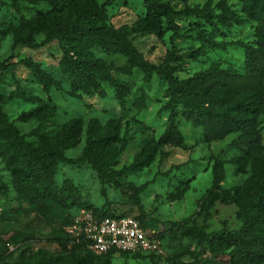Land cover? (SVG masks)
<instances>
[{
  "label": "trees",
  "instance_id": "obj_1",
  "mask_svg": "<svg viewBox=\"0 0 264 264\" xmlns=\"http://www.w3.org/2000/svg\"><path fill=\"white\" fill-rule=\"evenodd\" d=\"M15 9L17 26L9 31L13 36L11 50L17 48L40 50L55 43L59 51L56 74L28 59L14 62L11 54L0 62V84L7 75L13 77L17 65H22L31 74L32 82L45 95V99L16 89L8 96L0 93V160L10 177L8 187L17 202L18 215L33 214L49 228L51 240L65 254L38 260L21 252L14 263L0 256V264H110L115 252L95 256L81 245H69L65 227L72 214L81 208L95 216L121 217L126 214L111 212L105 201L99 209L82 200L80 191L70 180L57 184L55 176L60 165L81 168L85 165L95 172L102 195L111 186L126 197L137 209L134 218L143 228L153 229L140 201L146 184L136 186L125 181L128 175L148 168L158 156L168 157L164 148H185V140L178 129L179 119L188 122L202 132L201 142L209 144L236 134L229 146L238 154L229 161L214 158L211 164V183L198 201V213L209 218L216 203L231 202L236 207V230H221L205 233L202 227L171 222L170 226L184 229L193 235L198 251L187 261L165 260L164 264H264V145L261 144L260 128L264 127V0H235L238 9L221 0L213 4L207 0L201 7L189 6L187 0H142L144 13L131 25L113 27L107 23L106 5L111 0L97 4L96 0H9ZM181 2L177 9L174 3ZM36 7L46 5L25 17L20 4ZM250 24L253 28L252 43L226 41L227 33L236 26ZM170 33L171 46L159 64L147 61L133 44L132 38L139 35H155L161 38ZM42 37L37 41V37ZM175 40L189 41L194 45L184 53L174 45ZM235 47L242 51L241 72L231 66L223 68L213 62L192 75L180 79L190 62H199L208 52H226ZM119 57L118 67L107 59ZM134 70L141 72L144 85L153 79L164 85V102L158 114H165L163 131L158 138H149L134 153L128 165L117 168L118 158L129 143L121 118H110L100 123L96 118L88 120L84 128L79 117H69L53 130H47L56 115L57 107L50 99L51 89L63 90L66 95L81 99L82 96L105 97L106 85L119 107L124 108L131 93L130 85L115 75L129 76ZM16 87L18 82L15 81ZM132 103L137 111L146 108L145 93ZM20 99L33 107L18 116L22 123L33 120L36 127L29 141L9 121L3 106ZM84 138L81 153L76 158H67L65 152L77 147ZM236 167L237 174L249 176L240 186L224 190L225 164ZM168 175V172L166 173ZM189 189V181H179L167 195L169 202L179 201ZM169 223V222H167ZM161 240V233H158ZM26 237L13 232L4 240L7 246L18 247ZM122 257L142 258L140 255L119 253ZM153 256V255H145ZM153 259V258H151ZM157 260V259H156ZM154 260L151 264H158Z\"/></svg>",
  "mask_w": 264,
  "mask_h": 264
},
{
  "label": "rangeland",
  "instance_id": "obj_2",
  "mask_svg": "<svg viewBox=\"0 0 264 264\" xmlns=\"http://www.w3.org/2000/svg\"><path fill=\"white\" fill-rule=\"evenodd\" d=\"M107 0H96L97 4H102ZM207 0H187L189 6L201 7ZM214 3L221 0H211ZM228 5L238 9L235 0H224ZM175 8H182L181 2L174 3ZM46 5L41 4L31 7L25 4L19 5V10L25 17L31 16L34 11L44 10ZM107 23L117 28L123 25H131L144 13L142 0H111L106 5ZM15 9L9 0H0V62L8 58L11 54L15 56L14 62L21 59H28L40 64L43 69L58 77L56 74L59 51L55 43L48 45L40 50H28L17 48L11 50L13 36L8 33L17 26ZM42 37H37L40 41ZM133 44L142 53L144 58L153 63L159 64L164 53L170 49V33H165L161 38L155 35H137L132 38ZM226 41L252 43L253 28L250 24L236 26L231 29L226 37ZM173 45L182 53L188 46L194 45L189 41L175 40ZM107 61L118 67L123 60L119 57H112ZM217 62L223 68L231 66L237 72H241L242 51L235 47H230L226 52H208L199 62H190L185 74H178V78H186L193 73L206 69L210 63ZM118 79L126 81L131 88L130 95L126 98L125 107H119L114 100L112 91L106 86V95L103 98L92 96H82L81 99L71 98L66 95L67 85L63 80V90L51 89L50 99L57 107L56 115L49 124L47 130H53L69 117H79L84 128L91 118H96L101 124L110 118H121L124 127L120 130V136L126 132L129 138L128 146L118 158L117 168L128 165L134 153L149 138H158L163 131L166 115L158 114L161 104L164 102L162 96L164 85L153 79L149 85H144L141 80V72L134 70L131 75L123 76L116 74ZM15 81L18 82L16 87ZM142 88L145 93L146 108L137 111L132 103L140 96L138 89ZM16 89L30 93L45 99V95L40 88L32 82L30 72L22 65H17L13 71V77L7 75L0 84V93L8 96ZM33 106L20 100L13 99L3 106V111L10 122L23 134L27 140L34 138L30 132L36 127L33 120L22 123L18 121V116L26 112ZM178 129L184 137L185 148H164L168 153L166 159H159L157 156L154 162L140 173L128 175L125 181L132 182L136 186L146 184L145 189L140 194V201L143 209L150 220L149 224L157 232L161 233L162 255L143 256L133 258L131 256L122 257L118 254L110 258V264H151L154 260L158 264H164L165 260H179L187 262L192 258L193 253L198 251L195 239L192 234L183 228L170 226L171 222H182L193 218L198 213V201L203 196L205 190L211 183V164L214 158L229 161L238 154L230 148V142L237 137L236 134L230 135L221 141L205 144L201 142L202 132L199 128H193L183 119L178 121ZM261 144L264 145V127L260 128ZM84 138L80 144L65 152L67 158H76L82 151ZM236 167L232 164H225V176L221 184L224 190H231L240 186L249 176V168L245 173L237 174ZM168 172V175L166 173ZM70 180L78 187L82 200L93 208H101L105 201L111 212L136 216L137 209L132 206L126 197L121 196L120 192L111 186L106 187L105 195H102L95 172L90 166L85 165L81 168L60 165L55 176L56 183L59 185L63 180ZM189 181V189L183 197L176 202L167 200L168 193L172 192L179 181ZM10 177L0 160V256L8 254V247L4 244L7 236L13 232H18L26 237V240L10 252L5 260L14 263L18 260L21 252L24 256H29L33 260H38L42 255L57 257L63 256V252L54 243L49 235V228L33 214L18 215L17 202L14 194L10 190H3L8 187ZM236 207L233 203H216L210 212V216L204 219L201 214L194 217L185 225L188 227H202L205 233L221 230L223 227L228 230H236L240 223L236 220ZM169 222V223H167ZM153 258V259H151Z\"/></svg>",
  "mask_w": 264,
  "mask_h": 264
},
{
  "label": "built area",
  "instance_id": "obj_3",
  "mask_svg": "<svg viewBox=\"0 0 264 264\" xmlns=\"http://www.w3.org/2000/svg\"><path fill=\"white\" fill-rule=\"evenodd\" d=\"M69 245H81L87 252L101 256L108 252L128 255H162L156 230L143 228L132 216L99 218L90 210H76L64 229ZM15 248L8 247L11 252Z\"/></svg>",
  "mask_w": 264,
  "mask_h": 264
}]
</instances>
